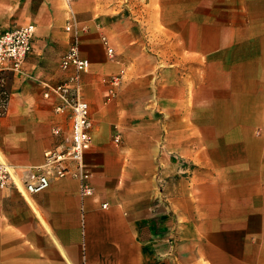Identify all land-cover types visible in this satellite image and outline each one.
I'll return each instance as SVG.
<instances>
[{"label": "crops", "instance_id": "0c3cea01", "mask_svg": "<svg viewBox=\"0 0 264 264\" xmlns=\"http://www.w3.org/2000/svg\"><path fill=\"white\" fill-rule=\"evenodd\" d=\"M61 7L0 0V30L34 26L0 116V264H264V0H76L92 192L27 194L20 170L68 131L38 82L73 73Z\"/></svg>", "mask_w": 264, "mask_h": 264}, {"label": "built area", "instance_id": "2783aa9c", "mask_svg": "<svg viewBox=\"0 0 264 264\" xmlns=\"http://www.w3.org/2000/svg\"><path fill=\"white\" fill-rule=\"evenodd\" d=\"M65 6L63 31L68 34L67 49L61 54L58 66L61 70L72 66L73 73L65 79L54 83L39 80L43 87L44 98L54 97L56 103L53 110L63 113L68 110V131L52 147L43 151V160L40 164L28 165L19 172V184L27 194H34L45 189L49 182L66 175L77 180L80 196L91 194L92 188L88 182L89 172L83 162V154L91 142V121L88 115V105L80 96L79 74L87 68V60L79 55L78 38L85 29L77 20L72 9L76 0H62ZM34 26L31 23L15 28L0 30V116L6 112L9 92L6 79L9 73L21 72V65L31 49V39ZM102 42L105 43L104 39ZM106 54L112 58L111 48L106 47ZM118 77L102 79L111 87L108 89V98L114 95L113 86ZM53 136H60V128H50ZM117 140V136L113 138ZM11 167L0 160V189L12 183ZM105 203L101 204L105 207Z\"/></svg>", "mask_w": 264, "mask_h": 264}, {"label": "rangeland", "instance_id": "374dc122", "mask_svg": "<svg viewBox=\"0 0 264 264\" xmlns=\"http://www.w3.org/2000/svg\"><path fill=\"white\" fill-rule=\"evenodd\" d=\"M61 5H62V7H61L62 12H63L64 16H66V13H65V6H64V3H63L62 0H61ZM23 14H24V10H21V17H23Z\"/></svg>", "mask_w": 264, "mask_h": 264}]
</instances>
